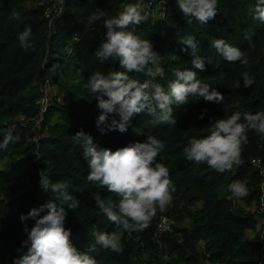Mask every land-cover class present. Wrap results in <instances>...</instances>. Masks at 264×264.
<instances>
[{
    "label": "trees",
    "instance_id": "1",
    "mask_svg": "<svg viewBox=\"0 0 264 264\" xmlns=\"http://www.w3.org/2000/svg\"><path fill=\"white\" fill-rule=\"evenodd\" d=\"M48 1L0 0V142L9 129L19 137V141L10 142L7 149L0 148V264H14L22 255L18 251L22 247L23 252H27V246L23 245L27 239L24 228L30 229L35 220L29 218L22 222L21 216H27L34 207L56 201L50 190L44 191L40 186L42 170L53 183L66 181L69 193L80 201L77 209L63 205L67 211L65 227L71 230L70 239L76 248L89 251L90 244L95 245L91 237L94 229L119 230L96 206L94 193L117 204L120 198L87 181L90 170L84 149L73 141V135L81 129L93 137L98 147L113 151L129 143L144 142L149 135L164 142L165 148L157 160L169 168L176 188L170 214L177 222L187 218L192 222L191 226L177 228L175 234H166L162 239L163 251L176 253V262L199 264L205 257L217 264H259L262 260L264 263L262 217L258 220L255 212L244 211L219 194L222 185L239 180L249 191L243 199L247 202L260 199V168L253 161L260 158L264 165V135L255 131L247 133L248 142L243 146L237 173L233 168L217 172L206 163L189 161L183 152L187 140L206 134L214 118H223L235 111H264V23L249 14V7H254L256 0H218L217 14L207 24L185 17L176 0H167L170 25L163 20L161 24H151V18L130 25L128 30H133L141 39L150 40L162 57L165 75L157 80L166 91L168 82L175 79V69L191 68L198 73V78L221 91L225 100L215 103L189 97L188 104L179 107L174 104L176 125L159 124L146 112H141L131 118L123 133L109 130L106 125L97 127L101 111L98 101L83 87L95 71L105 74L127 71L120 68L116 59L101 62L95 56L107 29L103 20L92 23L91 17H115L128 4H140L143 14L146 13L142 8L145 1L155 5L158 0H65V11L52 24L45 15ZM13 13H18L19 18L13 19ZM29 26L32 29L29 43L34 47L25 50L20 47L18 35ZM74 34L79 36L78 41L73 39ZM184 36L195 37L199 54L204 58L203 71L193 67L190 50L182 51ZM214 38H223L240 48L250 65L229 63L212 48L210 40ZM245 71L255 83L251 87L235 88L237 80L243 85ZM128 75L141 81L146 79L143 73L135 71ZM49 78L55 84L62 81L64 101L51 106L38 130L35 124L37 101ZM234 104L238 107H233ZM18 115L19 126L13 128ZM26 131L31 132L32 139H28ZM36 132H42L37 141L33 139ZM18 185L23 192H16ZM156 223L152 220L145 230L132 231L131 238L122 236V252L95 245L89 254L98 264H134V255L147 249L157 250L160 245L154 240ZM254 229L256 234L251 235ZM203 243L207 245L209 257L198 249Z\"/></svg>",
    "mask_w": 264,
    "mask_h": 264
},
{
    "label": "clouds",
    "instance_id": "2",
    "mask_svg": "<svg viewBox=\"0 0 264 264\" xmlns=\"http://www.w3.org/2000/svg\"><path fill=\"white\" fill-rule=\"evenodd\" d=\"M176 3L185 17L194 18L200 24H207L217 14L218 0H176ZM249 14L264 23V0H256L254 7H249ZM12 18L18 19L19 14L13 13ZM148 19L146 13L142 14L140 4H128L119 15L112 18L105 19L98 15L91 17L92 23L103 20V26L107 29L95 56L101 62L116 59L120 68L127 70L107 74L95 71L83 84L98 101L97 107L101 110L96 122L98 128L106 125L109 130L126 132L131 118L141 112H146L159 124L176 125L174 104L178 107L188 104L189 97L215 103L225 100L221 91L198 78V73L191 68L175 69V79L168 82V90H165V86L157 80L165 75L164 68L160 66L162 57L153 49L150 40L141 39L128 30L130 25H138ZM188 22L191 23V20ZM31 33L29 26L18 35L21 48L28 50L34 47L29 43ZM210 42L212 48L229 63L239 62L245 67L250 65L245 52L225 39L214 38ZM181 43L185 46L182 51L190 50L193 67L203 71L204 58L199 54L195 37L184 36ZM173 59L176 57L173 56ZM132 71L143 73L146 79L141 81L131 78L128 72ZM242 76L243 85L237 80L235 88L253 86L255 80L249 72H243ZM232 106L238 107L236 104ZM249 131L264 135V111H235L223 118H214L206 134L187 140L183 152L189 161L206 163L208 167L223 173L242 163V150L248 142ZM18 141L19 137L13 135V129H9L0 142V148L7 149L10 142ZM73 141L84 149V158L90 170L87 181L120 198L117 204L98 193L93 194L99 212L117 229L143 231L150 226L157 211L163 213L167 210L176 188L169 168L157 160L165 148L163 141L149 135L144 142L129 143L113 151L98 147L93 137L83 129L73 135ZM261 174L264 175V170ZM40 186L44 191L50 190L58 203L49 201L32 208L27 216H21L22 222L32 218L35 223L30 229L25 226L27 239L23 245L27 246V252H23V247L18 249L22 255L14 260V264H98L89 254L95 245L113 252L123 251L120 231L104 232L96 229L91 232L95 245L90 244L89 251L78 250L70 239L71 230L65 227L67 211L63 205L77 209L80 201L69 193L66 181L53 183L43 170L40 172ZM228 189L237 200L249 194L246 184L239 180L229 184ZM261 189L264 191V183Z\"/></svg>",
    "mask_w": 264,
    "mask_h": 264
},
{
    "label": "rangeland",
    "instance_id": "3",
    "mask_svg": "<svg viewBox=\"0 0 264 264\" xmlns=\"http://www.w3.org/2000/svg\"><path fill=\"white\" fill-rule=\"evenodd\" d=\"M42 1H47V0H42ZM160 1L161 0H158L155 3V5L158 7V9H157V7L150 8V16L152 17V19H150V22H151V24H161L164 21L165 23L167 22L166 24L170 25V23H169V21H170V15L167 12H166V15H165V19L162 22L158 19L159 12L163 10V6L160 4ZM148 13H149V11H148ZM131 31H133V30H131ZM174 36L176 37V34ZM160 66L164 68V62L160 61ZM49 79H51V78H49ZM51 80L53 81V79H51ZM61 84H62V81L59 82V83H56L55 84V87H54L55 92H57V93L58 92H61L63 94V95H61L62 96L61 101H56L53 98V100L56 101L59 104L60 103H63V101H64V92L61 91L62 90V87H61L62 85ZM37 102L39 104L40 98L38 99ZM20 120H21V118L18 115L17 118L14 120V123L17 122V121H20ZM37 122H38V119H37ZM24 129H27V127L25 126ZM31 131H33V130H31ZM24 133L27 134L28 139H30V138L32 139V136L30 135L31 134L30 131H26ZM34 134L38 135L39 132H36ZM40 134L42 135V132H40ZM233 170H235V172L237 173L238 167L234 166L233 167ZM263 176H262V174L260 175V178H261L260 179V185L263 182ZM20 185H22V183ZM228 185H229V183H226V184H224V185H222L220 187L221 188L220 189L221 190V194H220V197L221 198H225L227 200H231L232 203L235 206H240V208L243 209L244 211H252V212H255L256 213V216L258 217V220H261V217L262 218L264 217V213L261 210V204H260L261 203V197H262L263 194L261 195V197H260L259 200L258 199L257 200H254V201L252 200L250 202H247V200H245L243 198H240L239 200H237L236 198H234V197L231 196V193H230V191L228 189ZM18 188H19V185H18V187L15 188L16 192L19 191V190H20L19 192H23V189H20V188L18 189ZM37 195H38V198L41 196L39 189L37 190ZM172 206H173V204H170L167 207V210L165 212H163V213L157 211L156 215L152 218V220H154V221L157 222L156 223L155 230H154L155 232L157 231V228H158V225H159V222H160L161 218H163L165 216H169V217H171L174 220V224H173L172 230L169 231V232L164 233L163 234V237H165V235L166 234H169V233L171 235L172 234H175V229H177V228H180L181 229V228H184V227L191 226V224L187 226V223L188 222H191L190 218H187V219H185L184 221H181V222L175 221L174 217H172L171 214H170V211H171ZM196 206L193 207V209L196 210ZM186 220H188V221L185 222ZM118 231L121 232V236H124L125 235L127 238L133 237L132 232L123 231L122 229H119ZM253 231H254V234H256V231L257 230L254 229ZM178 235L181 236L180 234H178ZM157 244H159V243H157ZM158 248H160V249H158ZM158 248H157V250H148L147 249L146 251H142L139 254L134 255V257H133L134 264H173V262H175L174 264H187L186 261H177L176 262L177 257H178V255L176 253H173L172 252L170 254V253L164 252L163 251V249L165 248L164 242H163V244L160 243V245H158ZM200 248H201L202 255H203L204 250L205 249L206 250L208 249L207 248V245L205 243H203V245H200ZM207 259L208 258L203 257V259H202L201 262L202 263H205L206 262V264H217V263L212 262L210 259H208V260Z\"/></svg>",
    "mask_w": 264,
    "mask_h": 264
},
{
    "label": "built area",
    "instance_id": "4",
    "mask_svg": "<svg viewBox=\"0 0 264 264\" xmlns=\"http://www.w3.org/2000/svg\"><path fill=\"white\" fill-rule=\"evenodd\" d=\"M167 0H161L160 4L163 6V10L159 12V16L158 19L159 20H164L165 19V15L167 12ZM151 2V1H145L142 4V8H144L146 10V14L148 15L149 18L152 19V17L150 16V8L152 7H157L156 5ZM149 9V10H148ZM158 9V7H157ZM65 11V0H49L48 4L46 6L45 9V15L46 17L49 19V24H52L53 21L60 15L63 14V12ZM149 11V13H148ZM73 39L75 41L79 40V36L77 34H74ZM55 87V83L51 80V79H46L45 83L42 86V93L40 95V102H39V106H38V115H37V119H36V125L39 126L38 130H40V121L43 120V118L46 116V114L48 113L49 109L51 108V106L56 102V101H61L62 96L63 95L61 92H55L54 90ZM56 100L54 101L53 100ZM18 123L15 122L13 124V128H17ZM19 126V125H18ZM41 134L39 132L38 136L34 135L33 139L34 140H38L40 139ZM254 164L256 166H258L260 168V175L262 170H264V165H262V160L260 158H256L254 161ZM263 176V175H262ZM264 183V176H263V182ZM261 188V185H260ZM263 194V195H262ZM262 195V197H261ZM261 210L264 213V191L261 190ZM174 224V220L169 217V216H165L163 218H161L157 231L154 233V240L156 243H161L162 239H163V234L166 232H169L172 230ZM262 228H263V233H264V217L262 218ZM262 243L264 244V239L262 241ZM203 245V244H202ZM204 253L206 254V257H209V253L207 252V250H204ZM208 260V259H207ZM259 264H264L263 260L259 263Z\"/></svg>",
    "mask_w": 264,
    "mask_h": 264
},
{
    "label": "crops",
    "instance_id": "5",
    "mask_svg": "<svg viewBox=\"0 0 264 264\" xmlns=\"http://www.w3.org/2000/svg\"><path fill=\"white\" fill-rule=\"evenodd\" d=\"M221 189V188H220ZM219 189V194H221V190ZM188 220H186L185 222H187ZM191 224V222H188L187 223V226L188 225H190ZM251 232V235H254V231H250ZM198 246V245H197ZM198 249H199V251H201V248H200V245H199V247H198ZM199 264H206V262L205 263H202V262H200Z\"/></svg>",
    "mask_w": 264,
    "mask_h": 264
}]
</instances>
